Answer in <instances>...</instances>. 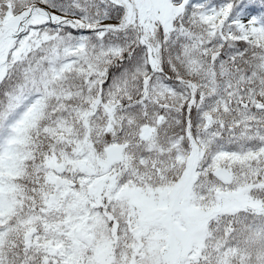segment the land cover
Listing matches in <instances>:
<instances>
[{
    "label": "snow or ice",
    "instance_id": "6c2138e0",
    "mask_svg": "<svg viewBox=\"0 0 264 264\" xmlns=\"http://www.w3.org/2000/svg\"><path fill=\"white\" fill-rule=\"evenodd\" d=\"M0 264H264V0H0Z\"/></svg>",
    "mask_w": 264,
    "mask_h": 264
}]
</instances>
